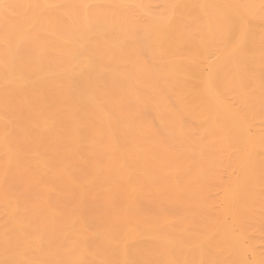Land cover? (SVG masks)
I'll return each mask as SVG.
<instances>
[{
	"label": "bare ground",
	"instance_id": "1",
	"mask_svg": "<svg viewBox=\"0 0 264 264\" xmlns=\"http://www.w3.org/2000/svg\"><path fill=\"white\" fill-rule=\"evenodd\" d=\"M0 264H264V0H0Z\"/></svg>",
	"mask_w": 264,
	"mask_h": 264
}]
</instances>
